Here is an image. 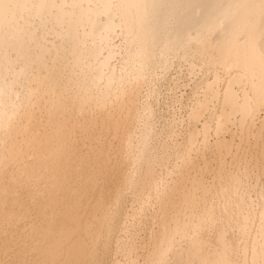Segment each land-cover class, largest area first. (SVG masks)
I'll list each match as a JSON object with an SVG mask.
<instances>
[{
  "label": "bare ground",
  "instance_id": "obj_1",
  "mask_svg": "<svg viewBox=\"0 0 264 264\" xmlns=\"http://www.w3.org/2000/svg\"><path fill=\"white\" fill-rule=\"evenodd\" d=\"M0 264H264V0H0Z\"/></svg>",
  "mask_w": 264,
  "mask_h": 264
},
{
  "label": "rangeland",
  "instance_id": "obj_2",
  "mask_svg": "<svg viewBox=\"0 0 264 264\" xmlns=\"http://www.w3.org/2000/svg\"><path fill=\"white\" fill-rule=\"evenodd\" d=\"M19 88V87H18ZM20 89V88H19Z\"/></svg>",
  "mask_w": 264,
  "mask_h": 264
}]
</instances>
